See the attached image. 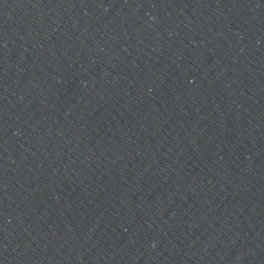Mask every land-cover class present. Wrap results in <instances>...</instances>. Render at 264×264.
I'll return each instance as SVG.
<instances>
[{"label":"water","instance_id":"1","mask_svg":"<svg viewBox=\"0 0 264 264\" xmlns=\"http://www.w3.org/2000/svg\"><path fill=\"white\" fill-rule=\"evenodd\" d=\"M264 78V0H0V264H147Z\"/></svg>","mask_w":264,"mask_h":264}]
</instances>
